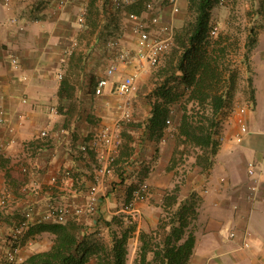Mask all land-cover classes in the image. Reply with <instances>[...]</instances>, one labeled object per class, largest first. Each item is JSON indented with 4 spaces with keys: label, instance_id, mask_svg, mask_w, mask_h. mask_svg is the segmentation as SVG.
<instances>
[{
    "label": "crops",
    "instance_id": "0c3cea01",
    "mask_svg": "<svg viewBox=\"0 0 264 264\" xmlns=\"http://www.w3.org/2000/svg\"><path fill=\"white\" fill-rule=\"evenodd\" d=\"M78 1L69 0L58 9L55 0H0V108L6 125L13 127L8 132L6 125L0 124V141L4 144L0 151V192L7 196V205L0 207V260L8 245L5 237L25 208L45 210L49 206L82 204L90 186L97 184L95 211L76 218L70 215L68 220L82 222L88 234L109 243L113 224L106 226L104 221L126 214L123 227L130 222L136 227L128 239L125 264L134 262L139 232L155 228L163 199L191 192L196 195L198 214L195 244L187 264H264L262 33L251 56L254 101L246 105L243 116L247 133L240 142L234 139L239 128L228 113L211 166L202 168L193 159L191 171L183 169L184 178L179 181L175 174L185 163L171 166L178 147L176 129L169 132L165 128L155 140L146 128L153 92L149 99H131L135 88L130 97L116 98L121 95L116 93L113 79L133 68L120 67L110 77L104 94H94L96 79L104 75L111 58L102 33L114 25L107 16L108 0ZM96 2L100 14L92 26L89 19ZM82 12L84 30L76 31L75 16ZM87 28L93 33L83 39ZM258 67H262V75ZM63 80L68 83L70 96L64 91ZM117 120L113 171L103 174L92 148L82 152L80 145L100 146L98 133ZM42 130L47 132L45 138L39 136ZM24 143L34 146L31 154L25 152ZM249 163L260 165L261 189L255 200L248 198ZM23 166L28 172H22ZM53 176L55 181H51ZM142 182L148 184V192L135 202L134 213L121 212V205L131 199L132 191ZM51 240L47 232L28 230L22 258L48 249ZM245 243L249 245L245 247Z\"/></svg>",
    "mask_w": 264,
    "mask_h": 264
},
{
    "label": "trees",
    "instance_id": "16d2710c",
    "mask_svg": "<svg viewBox=\"0 0 264 264\" xmlns=\"http://www.w3.org/2000/svg\"><path fill=\"white\" fill-rule=\"evenodd\" d=\"M221 1L187 0L192 17L173 31L171 50L158 73L160 80L153 90L154 100L146 124L149 136L158 140L174 111L171 106L179 102L181 113L174 124L175 135L182 144L198 149L195 164L202 168L212 164L211 157L219 145L223 112L233 97V78L225 62L227 37L223 33L209 34L213 26L210 10ZM63 86L70 96L66 80ZM63 86L61 83V90ZM249 100L254 101L253 90ZM197 214L194 192L184 197L166 196L155 228L138 234L139 246L133 264H187L195 244ZM126 217L118 214L104 221L106 226L113 224L109 243L88 234L87 226L76 219L36 224L29 231L51 234V244L46 250L28 254L19 264H89L91 260L93 264H125L128 239L136 227L135 222L123 227Z\"/></svg>",
    "mask_w": 264,
    "mask_h": 264
},
{
    "label": "built area",
    "instance_id": "2783aa9c",
    "mask_svg": "<svg viewBox=\"0 0 264 264\" xmlns=\"http://www.w3.org/2000/svg\"><path fill=\"white\" fill-rule=\"evenodd\" d=\"M69 0H55L56 8L60 9L66 6ZM171 2V12L174 13L178 11V0H170ZM222 2V1H221ZM136 5L141 7L143 10H151L152 4L144 0H108L107 6L114 9H121L125 6ZM84 12L79 14L77 17L78 22H82L84 17ZM129 18L132 21V32L135 36V47L133 50H129L121 43V40L117 37H110L104 42V47L107 49L111 58L108 65L105 68V73L96 79V84L94 87V94L96 96H101L104 94L105 88L109 85L110 77H112L116 72L119 71L120 67H131L133 70L116 80L115 90L116 93L128 97L134 92L136 88V82L142 72L156 67L159 65L163 53L166 51L167 47L172 42L173 36V26L172 24L165 27L166 36L157 37L148 30L147 26L138 19L136 13H130ZM158 18L156 16H151L150 23L156 24ZM217 26L213 25L210 28L209 34L211 36L217 35ZM16 63V60L13 59ZM25 101V100H23ZM231 110L232 116H234L235 121L238 125L239 132L234 137L237 142H240L243 135L247 133L248 129L244 122L245 106L233 105ZM127 114L124 113V116ZM6 117L3 110L0 108V124L6 125ZM170 120H166L168 125ZM118 126V120L110 127H103L98 133L100 139V146L107 147L104 150L100 146H92L81 144L80 150L86 152L89 148L95 152L96 159L100 164L99 171L103 174L112 173L114 155L112 153L113 147L117 146L115 141V130ZM8 132L13 131V127L6 125ZM40 138H45L47 132L42 130L40 132ZM221 140V136L218 137ZM13 142V140H11ZM4 147V144L0 141V151ZM24 150L27 154H31L34 150V146L29 143H24ZM260 165L256 163H249L247 167V174L249 176L248 184V198L250 200H255L258 192L260 191L261 178H260ZM22 172H28L26 167H22ZM51 181H55V177L51 178ZM97 184L91 185L86 198L82 204H77L74 206L70 205H60V206H49L45 210H39L35 207H27L23 210L20 219L10 228L5 240L8 244L0 264H19L23 258L21 256V249L23 247V239L28 232V230L39 223H63L68 220L71 215L73 217H79L83 214H91L96 209V201L98 194ZM148 192V184L142 182L133 191L131 199L121 205L120 211L127 214L134 213V204L136 201L142 200L146 193ZM264 196V192H263ZM7 205V196L4 192H0V207ZM233 234L230 233V236ZM249 244L245 243L244 246L247 247Z\"/></svg>",
    "mask_w": 264,
    "mask_h": 264
},
{
    "label": "rangeland",
    "instance_id": "374dc122",
    "mask_svg": "<svg viewBox=\"0 0 264 264\" xmlns=\"http://www.w3.org/2000/svg\"><path fill=\"white\" fill-rule=\"evenodd\" d=\"M152 4L151 10H143L136 5L125 6L121 9H114L107 6L108 19L114 25L106 29L102 33L103 42L110 37H117L121 40L123 46L129 50L135 47V36L132 32V21L129 18L130 13H136L138 19L144 23L148 30L157 37H165V27L172 24L173 31L180 28L181 25L191 19L192 13L187 9V0H178V11L171 12L170 0H144ZM78 2H83L80 0ZM92 13L90 17L91 25L96 24L100 12L98 11L97 2L93 4ZM151 16H156L158 22L156 24L150 23ZM76 21V31L84 30L82 22ZM210 18L213 25L217 26L218 33H223L226 36L227 43V71L233 78V97L230 103L225 108L223 115L224 118L231 112L233 105L245 106L249 103L251 96L252 80H253V62L251 56L255 52L257 39L260 33L264 38V0H223L222 3L215 4L210 10ZM92 30V29H91ZM93 33V32H92ZM89 29H85L83 39L89 38L92 35ZM216 35V36H217ZM77 46V45H76ZM84 48V44L81 46ZM79 49V47L77 46ZM76 50L77 52L81 51ZM171 44L163 53L158 66L150 68L139 76L136 82V91L131 95L134 97H152V89L155 87L156 82L160 80L158 73L167 62ZM246 56V60L244 57ZM77 65V61L74 62ZM124 69V68H123ZM259 75H262V67H258ZM261 73V74H260ZM114 83L116 79H113ZM175 86V84H173ZM152 93V94H151ZM116 97V96H115ZM130 97V96H128ZM117 99H126L125 96H118ZM182 100V99H181ZM180 103L176 102L171 107L173 112L169 117L170 123L166 126L167 131L172 132L175 129V121L180 116ZM190 106V105H189ZM175 143L178 146L175 149L174 164L185 163V166L179 167L177 173V180L181 181L184 178L185 170L189 168L191 161L195 159L198 149L190 144H182L181 139L175 136ZM187 162V163H186ZM185 169V170H183Z\"/></svg>",
    "mask_w": 264,
    "mask_h": 264
}]
</instances>
